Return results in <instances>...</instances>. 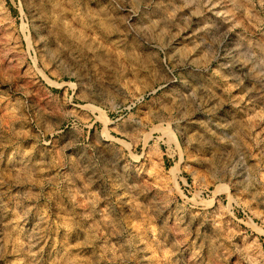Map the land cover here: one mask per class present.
Segmentation results:
<instances>
[{"label": "rangeland", "instance_id": "1", "mask_svg": "<svg viewBox=\"0 0 264 264\" xmlns=\"http://www.w3.org/2000/svg\"><path fill=\"white\" fill-rule=\"evenodd\" d=\"M0 264H264V0H0Z\"/></svg>", "mask_w": 264, "mask_h": 264}]
</instances>
